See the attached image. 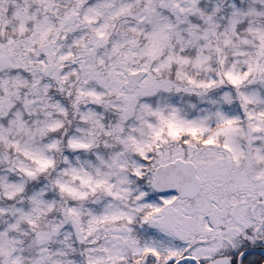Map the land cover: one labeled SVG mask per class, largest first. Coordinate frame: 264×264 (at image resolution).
<instances>
[{
  "label": "snow or ice",
  "instance_id": "snow-or-ice-1",
  "mask_svg": "<svg viewBox=\"0 0 264 264\" xmlns=\"http://www.w3.org/2000/svg\"><path fill=\"white\" fill-rule=\"evenodd\" d=\"M0 264H264V0H0Z\"/></svg>",
  "mask_w": 264,
  "mask_h": 264
}]
</instances>
